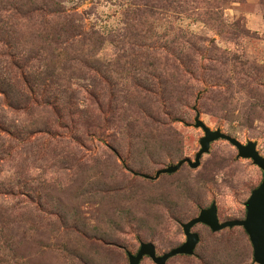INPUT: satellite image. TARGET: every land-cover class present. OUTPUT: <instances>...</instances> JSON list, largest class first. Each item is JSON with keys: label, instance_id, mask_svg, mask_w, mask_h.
Masks as SVG:
<instances>
[{"label": "rangeland", "instance_id": "rangeland-1", "mask_svg": "<svg viewBox=\"0 0 264 264\" xmlns=\"http://www.w3.org/2000/svg\"><path fill=\"white\" fill-rule=\"evenodd\" d=\"M196 116L264 157V0H0V264H128L211 203L243 219L263 174L223 139L141 176L194 161ZM190 231L165 264H257L241 226Z\"/></svg>", "mask_w": 264, "mask_h": 264}, {"label": "water", "instance_id": "water-1", "mask_svg": "<svg viewBox=\"0 0 264 264\" xmlns=\"http://www.w3.org/2000/svg\"><path fill=\"white\" fill-rule=\"evenodd\" d=\"M194 126L203 131V136L199 139L200 148L196 152L193 162L189 158H182L175 164L158 169L153 177L147 175L141 176L148 179H156L160 174L175 172L183 163H187L191 168H196L199 164L201 155L208 151L209 144L212 141L223 139L236 148L238 157L250 159L253 164L262 170V181L251 191L245 202V216L243 219L229 220L219 223L216 215L215 203H211L208 208L201 209L197 216L181 224L183 235L185 237L183 243L170 249L168 252L157 256L152 243L141 242L135 255L130 253L127 254L128 264H139L143 256H148L155 264H165L169 258L175 255H191L197 244L198 235L190 230L198 223L208 226L211 231H218L225 227L241 226L247 233L251 243L253 261L257 264H264V157H261L257 153L255 142L248 141L243 145L234 137L224 134L220 130L212 131L199 120L198 116L194 118Z\"/></svg>", "mask_w": 264, "mask_h": 264}]
</instances>
